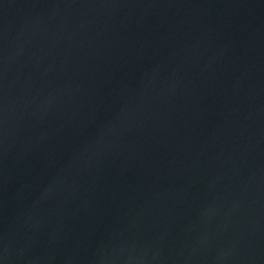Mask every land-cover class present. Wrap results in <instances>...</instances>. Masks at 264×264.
Returning a JSON list of instances; mask_svg holds the SVG:
<instances>
[{
  "label": "water",
  "instance_id": "obj_1",
  "mask_svg": "<svg viewBox=\"0 0 264 264\" xmlns=\"http://www.w3.org/2000/svg\"><path fill=\"white\" fill-rule=\"evenodd\" d=\"M0 264H264V0H0Z\"/></svg>",
  "mask_w": 264,
  "mask_h": 264
}]
</instances>
